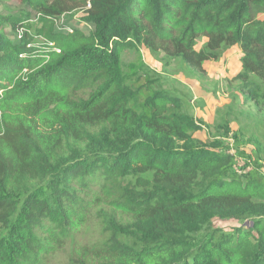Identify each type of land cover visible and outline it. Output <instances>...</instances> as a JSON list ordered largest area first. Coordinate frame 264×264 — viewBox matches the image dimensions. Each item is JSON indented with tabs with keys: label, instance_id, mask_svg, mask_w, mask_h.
<instances>
[{
	"label": "trees",
	"instance_id": "16d2710c",
	"mask_svg": "<svg viewBox=\"0 0 264 264\" xmlns=\"http://www.w3.org/2000/svg\"><path fill=\"white\" fill-rule=\"evenodd\" d=\"M16 1L41 14L37 35L60 52L0 34V264H42L102 206L131 218L118 232L135 243L116 232L76 250L75 264H264L259 147L234 156L217 142L196 145L197 127L176 102L127 85L121 69L135 44L160 45L198 70L239 45L243 73L264 83V0ZM76 9L93 32L56 31L54 19ZM199 37L206 51L196 50ZM66 144L92 149L59 168ZM148 173L149 189L118 197L120 178ZM214 218L251 225L198 237Z\"/></svg>",
	"mask_w": 264,
	"mask_h": 264
},
{
	"label": "rangeland",
	"instance_id": "374dc122",
	"mask_svg": "<svg viewBox=\"0 0 264 264\" xmlns=\"http://www.w3.org/2000/svg\"><path fill=\"white\" fill-rule=\"evenodd\" d=\"M84 9H76L62 14L53 22L54 29L65 32L68 29L92 33L94 28L83 18ZM41 14L35 13L16 0L0 1V34L18 42V30L24 29L28 36H39ZM264 20V14H258ZM207 39L199 37L196 50L206 51ZM169 51L173 52L171 48ZM242 51L239 45L222 46L215 60H208L198 70L188 66L180 56H173L162 46L149 48L135 44L121 56V69L127 85L146 83L153 91L170 97L176 102L177 110L190 118L196 130L193 142L197 145L217 142L224 153L236 154V149L247 155L260 150L262 172L264 174V83L244 74ZM89 91L76 94V98H86ZM92 147L66 144L57 158L59 168L75 156H87ZM244 160L236 158L233 170L243 174ZM151 174L120 178L122 191L135 194L150 188ZM28 188L32 185L28 184ZM131 218L109 207L95 208L87 223L76 233L71 234L63 248L46 256L42 264H75V251L90 248L108 241L119 229L129 228ZM251 223L214 218L197 236L211 234L219 236L237 227H250ZM124 244L133 245L134 239L128 234L117 233ZM137 246H141L138 244Z\"/></svg>",
	"mask_w": 264,
	"mask_h": 264
},
{
	"label": "built area",
	"instance_id": "2783aa9c",
	"mask_svg": "<svg viewBox=\"0 0 264 264\" xmlns=\"http://www.w3.org/2000/svg\"><path fill=\"white\" fill-rule=\"evenodd\" d=\"M55 20L56 19H54V21ZM72 31H73L72 29H68L64 33H71ZM26 35L28 36V34L26 32H24L23 28H20L18 30V39H19V41L23 40L24 36H26ZM28 38H30V41H31L27 45L28 48H31V47L33 49L38 48V49H40V51H45V50L47 51V50H51L52 49V50L56 51L57 53L60 52V50L55 47L53 42H49L46 39H44L43 37H41V36H35V38H33V36H28Z\"/></svg>",
	"mask_w": 264,
	"mask_h": 264
}]
</instances>
